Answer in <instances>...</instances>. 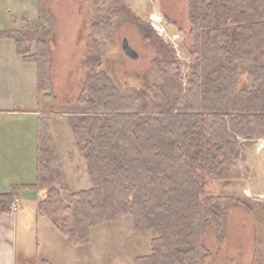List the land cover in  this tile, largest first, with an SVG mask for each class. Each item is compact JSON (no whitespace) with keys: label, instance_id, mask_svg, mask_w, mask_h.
Instances as JSON below:
<instances>
[{"label":"trees","instance_id":"1","mask_svg":"<svg viewBox=\"0 0 264 264\" xmlns=\"http://www.w3.org/2000/svg\"><path fill=\"white\" fill-rule=\"evenodd\" d=\"M44 4L39 0L36 30L23 19L20 30L0 31V39L13 41L17 55L37 66L36 108L41 97L59 103L50 76L54 20ZM90 4L88 47L99 56L127 5ZM188 20L187 71L174 57L160 64L155 101L124 94L110 75L92 70L76 108L54 113L70 119L92 188L69 191L42 121L35 184L0 194V214L12 212L15 196L46 190L39 209L73 247L88 246L92 229L131 217L137 234L153 235L151 254L133 264H201L211 257L204 245L210 228L225 243L230 207L252 211L229 194L234 183L250 179L243 152L264 139V0H189ZM137 28L144 42L152 40L148 22L138 19ZM206 178L221 184L219 195L209 192Z\"/></svg>","mask_w":264,"mask_h":264},{"label":"rangeland","instance_id":"2","mask_svg":"<svg viewBox=\"0 0 264 264\" xmlns=\"http://www.w3.org/2000/svg\"><path fill=\"white\" fill-rule=\"evenodd\" d=\"M44 3L54 20L50 76L52 90L59 103L41 97L37 111L52 114L42 121L49 127L55 141L70 192L77 193L92 187L87 164L79 153L70 119L54 116V113L76 108L86 76L92 70L110 75L124 94L137 92L147 102L155 101L154 81L160 64L174 57L187 71L190 59L185 48L191 46L186 38L189 32V0H125V16L114 25L112 43L106 45L99 56H93L88 47L93 17L91 0H44ZM38 5L5 1V4H0V27L12 26L19 18L18 11H22V17L30 19L31 29L36 30ZM1 6H10L13 13L2 14ZM153 16L162 19L166 34L158 37L167 47L157 39L154 29L150 42H144L139 33L137 20H145L151 26ZM124 40L138 54V60L125 56L122 49ZM243 154L251 172L250 179L234 183L229 194L252 211L244 206L230 207L225 243L220 246L215 230L210 228L204 245L211 257L201 264H264V139L246 148ZM205 180L210 193H221L219 182L212 178ZM26 194V198L21 194L17 196L25 205L22 208L18 206L15 211L16 246L21 264H43V260L47 264H133L136 258L151 254L152 233L137 234L131 217L92 229L90 245L73 247L39 209L38 201L45 199L46 190ZM31 196L33 198H29Z\"/></svg>","mask_w":264,"mask_h":264},{"label":"crops","instance_id":"3","mask_svg":"<svg viewBox=\"0 0 264 264\" xmlns=\"http://www.w3.org/2000/svg\"><path fill=\"white\" fill-rule=\"evenodd\" d=\"M5 1L39 4V0H0V4ZM9 8L1 6V13L11 15L13 11ZM18 12L19 18L14 24L0 27V31L21 29V21L26 17H22V11ZM36 93L37 66L17 55L13 41L0 39V194L7 193L12 186L35 184L39 126L48 118L46 113L37 111ZM66 183L71 191L67 179ZM20 203V208L24 207L25 203ZM16 232L17 213L0 214V264H21L18 262Z\"/></svg>","mask_w":264,"mask_h":264},{"label":"built area","instance_id":"4","mask_svg":"<svg viewBox=\"0 0 264 264\" xmlns=\"http://www.w3.org/2000/svg\"><path fill=\"white\" fill-rule=\"evenodd\" d=\"M151 26L160 37H163L166 34V31L162 26V19L158 18V16H153L151 18ZM20 205H21L20 200L17 198V196H15L12 212L14 213L17 210V207Z\"/></svg>","mask_w":264,"mask_h":264},{"label":"water","instance_id":"5","mask_svg":"<svg viewBox=\"0 0 264 264\" xmlns=\"http://www.w3.org/2000/svg\"><path fill=\"white\" fill-rule=\"evenodd\" d=\"M122 49H123V53L125 54V56L133 61L138 60V54L130 47L129 43L127 40L123 41L122 44Z\"/></svg>","mask_w":264,"mask_h":264}]
</instances>
